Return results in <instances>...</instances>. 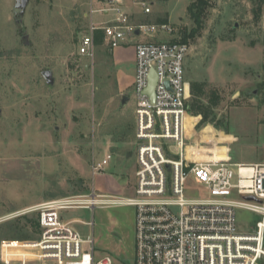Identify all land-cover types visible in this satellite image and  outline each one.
<instances>
[{"label": "rangeland", "instance_id": "rangeland-1", "mask_svg": "<svg viewBox=\"0 0 264 264\" xmlns=\"http://www.w3.org/2000/svg\"><path fill=\"white\" fill-rule=\"evenodd\" d=\"M153 1L150 15L139 14L141 6L132 0L125 11L137 13L135 23L160 25L158 18H168L170 30L155 40L177 42L181 32L194 27L188 16L192 0ZM15 2L0 0V256L5 242L40 238L41 228L33 226L38 213L24 211L88 196L93 189L132 197L137 169L135 155L125 156L137 147L133 87L120 88L116 57L105 42L97 43L93 58L79 51L91 22L107 23L115 13L99 12L109 8L99 0H31L16 21ZM186 41L189 101L191 83L208 82L222 98L216 120L229 132L218 137L214 123L199 129L200 138L226 142L214 147L216 159L230 155L237 164L264 163V2L210 0L201 35ZM132 49L126 47L131 56ZM134 66L132 61L120 65L131 72ZM47 70L53 85L41 76ZM124 96L130 98L125 107ZM109 153L114 160L104 175L94 176L93 164ZM191 195L204 194L193 189ZM135 215V208L125 205L61 212L65 221L92 223L73 226L84 236L93 232L98 255L111 256L115 264L135 259ZM237 219L239 231L248 232L258 217L238 210ZM25 236L30 239L22 240Z\"/></svg>", "mask_w": 264, "mask_h": 264}, {"label": "built area", "instance_id": "built-area-1", "mask_svg": "<svg viewBox=\"0 0 264 264\" xmlns=\"http://www.w3.org/2000/svg\"><path fill=\"white\" fill-rule=\"evenodd\" d=\"M106 1L115 19L91 23L80 37L79 51L93 58L98 32L112 50L125 46L135 50V194L118 198L93 189L88 196L48 201L24 211L38 213L41 236L29 242L3 243L0 263L115 264L111 256L98 255L93 232L84 236L73 226V222L92 223L65 221L61 212L125 205L136 211L132 264H264V163L219 160L214 153L216 142L195 140L201 117L189 112V45L155 40L160 31L170 28L132 22L122 9L124 0ZM137 2L143 14L150 15L154 1ZM152 71L157 76L154 102L147 94ZM188 117L195 119L190 128ZM113 160L109 153L95 162L93 174L104 173ZM193 189L204 195L192 196ZM238 210L258 217L248 232L239 231Z\"/></svg>", "mask_w": 264, "mask_h": 264}, {"label": "trees", "instance_id": "trees-1", "mask_svg": "<svg viewBox=\"0 0 264 264\" xmlns=\"http://www.w3.org/2000/svg\"><path fill=\"white\" fill-rule=\"evenodd\" d=\"M159 1L167 2L168 0ZM251 1L257 2V0ZM259 1L264 2V0ZM209 8L210 0H192L188 7V16L193 21L194 27L191 29L190 32H181V40L177 42L187 43L186 40L188 38H196L201 35V32L204 29V23ZM258 9L260 10V6L258 7ZM257 15H259V12H257ZM157 21L160 25H167L168 18L161 17L158 18ZM103 42L104 35L102 32H98L96 36V44H101ZM260 90L264 91V83L260 85ZM191 94L192 98L188 103L190 115L194 117L201 116V121L199 123L198 130L209 124L211 125L215 123V128L222 130L225 133H229L226 129L222 128L221 122L216 120V109L219 107L222 101L220 94L216 90H210L208 82L197 81L191 83ZM194 120L195 119L189 117L187 118V124L189 128L191 127V124L194 122ZM33 226L40 227L38 217L35 220V223L33 222ZM29 239L30 238L28 236L22 238V240L24 241H27Z\"/></svg>", "mask_w": 264, "mask_h": 264}, {"label": "crops", "instance_id": "crops-1", "mask_svg": "<svg viewBox=\"0 0 264 264\" xmlns=\"http://www.w3.org/2000/svg\"><path fill=\"white\" fill-rule=\"evenodd\" d=\"M100 2H105V3H107L108 4V6H110V4L108 3V1H106V0H99ZM134 3H136V4H138V0H132ZM127 2H128V0H124V2H123V4H122V9H123V11L124 12H126L125 11V7H127ZM139 5V4H138ZM110 8V7H109ZM108 8V9H109ZM108 9L107 8H104V9H101V10H105L104 11V13L103 14H105V15H108L109 14V12L110 11H108ZM101 10H98L99 12L101 11ZM94 12V11H93ZM126 13H128V12H126ZM129 15H130V17H131V21L133 20V18H134V15H136L137 13H128ZM139 14H142V15H144L143 14V12H142V10L140 11V13ZM144 16H146V15H144ZM133 17V18H132ZM115 19V18H114ZM113 19V20H114ZM112 21V20H111ZM111 21H108L107 23H109V22H111ZM91 23H95V22H91ZM96 24V23H95ZM99 24H103V23H99ZM98 24V25H99ZM90 26H91V24H90ZM90 28V27H89ZM84 34V33H83ZM126 47H129V46H125V47H120V48H117V49H115V50H113L114 51V55H115V57H116V62H117V66L119 67V72H118V79H119V81H120V88L121 89H124V90H126V89H128L129 87H133V83H134V78H135V74H136V63H135V50L134 49H132V51H133V54H132V56H131V54L129 53V51L128 50H126ZM129 61H132V62H134V69L132 70V72H131V69H129V67H128V69H121V67H120V65L122 64V63H126V62H129ZM127 97H129V96H127ZM130 101V100H129ZM129 103V102H128ZM127 103V104H128ZM212 127V126H211ZM213 129H214V131L216 132V134H217V136L219 137V134L220 133H224L223 131H220L219 129H217V128H215L214 126L212 127ZM136 134V133H135ZM225 134V133H224ZM194 137H195V140H198V139H200V135L199 134H194ZM135 139H136V135H135ZM217 144H218V146L217 147H223V146H225V143L226 142H219V141H217L216 142ZM113 155H114V153H112ZM133 155H136V150H135V152L132 154V152H127L126 154H125V156H126V158H128V159H130ZM227 155H229V154H227ZM136 157V156H135ZM114 158H115V155H114ZM228 159L230 160V162L231 163H233L232 162V160H231V157H230V155L228 156ZM97 162H99V161H97ZM111 164V163H110ZM233 164H237V163H233ZM110 166V165H109ZM137 169H138V165H137ZM137 169H136V171H137ZM135 174H136V172H135ZM97 175H104V173H102V174H96V175H94V176H97ZM136 178V177H135ZM100 195H102V194H100Z\"/></svg>", "mask_w": 264, "mask_h": 264}, {"label": "water", "instance_id": "water-1", "mask_svg": "<svg viewBox=\"0 0 264 264\" xmlns=\"http://www.w3.org/2000/svg\"><path fill=\"white\" fill-rule=\"evenodd\" d=\"M31 0H16L15 2V6L13 8L12 14L13 17L16 21H21L22 18L24 17L28 5L30 3ZM138 34V32H137ZM28 37L25 36L23 38V40L27 39ZM41 76L45 79L46 83L48 85H53L54 84V75L53 72L51 70H47L41 73ZM149 87L147 89V94L149 95V97L151 98L152 102H154L155 100V87H156V82H157V76L155 74V72H151L150 74V78H149ZM254 95H257V91H255L253 93ZM130 98L124 96L122 99V106L125 107L127 105V103L129 102ZM167 168L169 169V165L167 166ZM246 200H254L253 197H246Z\"/></svg>", "mask_w": 264, "mask_h": 264}]
</instances>
